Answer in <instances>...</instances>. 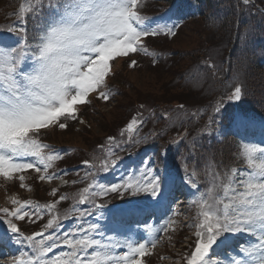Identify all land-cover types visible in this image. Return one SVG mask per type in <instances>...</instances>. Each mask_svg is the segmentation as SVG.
Listing matches in <instances>:
<instances>
[{
    "label": "snow or ice",
    "instance_id": "snow-or-ice-1",
    "mask_svg": "<svg viewBox=\"0 0 264 264\" xmlns=\"http://www.w3.org/2000/svg\"><path fill=\"white\" fill-rule=\"evenodd\" d=\"M251 2L242 0L245 6ZM143 6V0H30L20 5L17 24L6 30L17 37L15 46H0V177L18 179L20 187L29 191L24 175L28 170L36 173L39 181L60 179L69 183L63 180L67 170L50 172L63 155L40 137L51 128L67 129L68 121L77 120L80 106L90 104L92 95L105 101L114 95L108 78L114 75L113 62L117 58L140 52L149 55L145 44L148 37L176 35L174 28L178 25L152 27L142 15ZM30 19L38 21L32 35L27 26ZM137 63L133 59L128 66L136 67ZM241 97L242 87L236 85L227 99L240 101ZM222 105L220 100L213 106L214 115L201 134L210 135L212 124L225 121L237 134L255 129L257 121L247 111L239 106L229 111ZM143 123L133 118L126 125L130 143L140 142L131 134L138 133ZM260 128L264 135V121ZM108 141L110 146L115 144L114 137ZM195 148L193 137L190 155H194ZM113 156L115 152L110 150L104 159L94 156L82 162L90 169L82 179H92L73 197L75 202L63 215L57 205L69 199L67 194L46 204L12 197V207L0 208V225H6V233H11L6 235V242L30 249L12 257V264H147L160 242L156 233L175 232L181 226L176 217L183 213L173 211L172 204L180 209L184 202L175 199V180L167 168L144 164L118 183H100L94 173L115 168L119 157ZM238 156L244 168L221 172L209 161L204 171L208 186L203 191L198 162L190 168L189 158L182 159V180L194 190V199L189 203L196 209L191 223L183 225L192 230L189 251L181 256L183 264H264V147L244 143ZM57 192L53 188L50 195L55 197ZM125 193L132 197L143 193L151 200V207L171 211L161 228L149 227L150 239L141 242L126 237L121 241L107 236L98 223H88L87 228L81 224L62 236L55 231L45 235L72 216L77 220L97 213L103 216L105 198ZM87 204L92 208L79 207ZM45 215L50 218L43 229L29 235L17 223H34ZM241 235L248 239L234 244V238ZM167 238L172 239L171 235ZM61 246L66 250L54 253Z\"/></svg>",
    "mask_w": 264,
    "mask_h": 264
},
{
    "label": "rangeland",
    "instance_id": "rangeland-1",
    "mask_svg": "<svg viewBox=\"0 0 264 264\" xmlns=\"http://www.w3.org/2000/svg\"><path fill=\"white\" fill-rule=\"evenodd\" d=\"M0 4H2V2H0ZM143 4L144 6L141 9L142 15H144L146 18L148 17V20L150 21L152 27H156L157 25L161 27L165 25L169 27L178 25V27L174 28V31L176 32L175 36H165L161 34L159 36L151 37V40L150 38H148L145 42L146 46L148 44H151L149 45V47L147 46L149 50L153 48L157 49L159 51V54H161L160 52H170L168 60L166 61V58H162L159 61L151 60V56L145 55L140 59L134 58V60L138 61L136 67L126 66V64H123V62H120L119 60L115 61L113 63V72L115 71L114 75L108 78L110 88H112L114 85L118 86V89L114 90L116 92V94L114 95L115 99L113 101H111L112 99H110L108 100V102L103 99H99L100 103H95L93 100L92 103V98L90 97L91 103L89 105L92 106L88 107L87 109L86 107L82 109V114L85 116L84 118L88 120L87 126L77 123L76 120L68 121L69 126L67 129H59L58 127L51 128V131L46 132L45 134H43V136L41 135V141L47 139V141L43 143L54 145L53 149L55 148V146H58L55 150L59 151L63 155V159L55 162V166L52 168L53 170L66 168L62 167L63 163H69L71 161L74 162V167L71 166V170L79 171V173L85 175V173L90 171V169L82 162L85 160L91 161L90 158L92 157V155L90 151L98 136L104 135V132L108 129H111L113 131V127L122 124L121 122L123 121L124 123L122 125H127L128 122H130V120H132L133 118L143 120L144 123L140 126L138 133L131 134L134 139L139 140L140 142L131 143V145L138 146L144 142L154 141L155 135H153V131L158 126L156 112L160 109L158 105L162 102L164 104H170L169 106H167V108H173L172 122L173 127H175L177 123H186L189 119L188 116L179 109V103H184L185 101L186 105H188V108L190 109L189 116L192 117L193 120L189 123V132L193 131L196 137H200V135L207 136L209 134H201V130L205 127L203 123H206V125L209 123L210 114L207 107V102H211V100L208 99V95L212 91H214L210 96V98L214 100L217 97H221L223 95V87L232 90L236 86V83L238 82L237 80L233 81L230 79L225 81L221 79V76H219L217 79L211 77L210 80L209 77L205 74L207 73V69L210 67V65H215L217 63L220 53L223 52V49H221L220 45H224V42L216 43L218 40L214 39V26L210 25L207 22L203 23V21L201 20L192 21L187 19L178 20L170 18L168 13L166 16L167 8L159 10V6L154 2V0H143ZM2 8H6L5 2ZM4 19L6 20L4 21L6 22L4 24V27L8 28L9 26H11L10 19L13 25L17 24L19 13H16L14 16L13 14L6 15L4 18L2 17L1 21ZM6 33L7 34L4 33V35H6L7 38L12 39L14 45L17 37L12 33ZM11 44V42H8L7 45H0L10 46ZM131 55L133 54H130L129 56ZM131 60L133 59L129 60L128 65ZM157 62H160L162 64H155ZM150 63L155 64L154 66H152L153 69L149 68L150 66L148 65ZM181 99L184 101H180ZM137 103H140L141 105L150 109L151 112H149L148 114L147 112H138L139 109L135 107ZM153 110H155L156 112H154ZM134 113L135 115H133ZM152 115L153 118H151ZM124 117L126 119H124ZM260 122L261 120L258 121V124H260ZM220 127L221 124H218L216 132H221V130H218ZM229 130L233 131L231 128ZM255 133L256 135L254 137L252 135L240 140V150L242 144L249 142L258 144L260 147H264V142H262L264 141V135H262L261 128L260 130L258 129ZM127 135L130 134L127 133ZM186 141L190 143L189 140ZM196 146H200V143L197 140ZM75 150H78V153L75 157L71 158V156L75 154ZM106 157L107 156H101L99 158L104 159ZM200 158H204L205 162L207 163L210 161L208 157L205 156L204 152ZM237 161H240V164H242V167L238 166L237 168L245 167L239 156L237 157ZM144 164L145 163L141 161L140 165L135 166V171L138 172V170L141 169ZM146 164H149L151 166L149 162H146ZM115 169L116 168L110 169L107 173H105L107 177L102 180L103 184L108 185L111 183L120 182L121 178H115L117 175V173L114 172ZM228 169L230 168H224L223 171H226ZM32 174H34L32 170L27 171V174H25L26 181L27 179H33V181H36L35 177ZM111 177L114 178L115 181L114 179H111ZM63 180H66L64 176ZM40 182L41 184L43 182L46 185L55 186L62 184V181L60 179H54L51 182ZM88 183L89 182H86L84 187H86ZM67 185L64 187V190L67 187L72 188L71 181H69ZM40 187L42 186L40 185ZM8 189L10 190V188ZM41 189L42 190L38 188L36 190H28L26 191L27 194L25 193L27 196H25V194H23L21 191L9 194L7 190L0 188V208L10 206L9 202L11 201L12 197H20L21 200H23V196H25V199H31L32 197L30 196H36L39 199L41 198L40 200H42L46 204L58 199L60 196V191L57 192V195L55 197L50 195V192L53 188L45 190L42 187ZM65 191L67 192V195L71 194L69 190L66 189ZM75 193L74 196L77 195V193ZM142 194L143 193H141L139 196H141ZM128 197L129 195L127 193H125L123 196H120L119 194H110L105 198V200L107 204H109L118 201H126ZM142 201L146 202L145 198ZM185 206L187 207V210L189 212L190 204H184V208H181V212L183 213V215H180L176 218L177 220L181 218V226L178 227L175 232L156 233V235L160 237V242L154 249V251H158L157 254H159L157 256V264H160V262L162 264H176V261L178 260H180V264H182L181 256L189 251V247L186 248V243H188V241L190 242V239H188L189 237L183 239L182 237H180L181 228L184 227V224L189 223V221L186 222L189 217L187 213H185ZM83 207L92 208V205L87 204ZM125 207L129 209L131 207L130 210H134L135 208H137L132 202L127 203L125 206H123V204L118 205V211H116L115 209L112 210L109 206H106L101 210L103 212V216H100V214L97 213L93 216H86L84 220H77L76 218H73L75 216H72L70 221L66 219L62 220L61 227L59 229L48 230L45 235L55 231L62 236L65 232H71L81 224H83L84 228H87L88 223H98L107 236L114 237L123 241V239H125L126 237H131L133 240H135V237L140 234L141 237L137 241H143L151 238L148 232L149 227H151L152 229H158L163 226L164 221H157L155 224L149 222V225L143 224L144 228L142 226L140 228L134 226L133 229L129 228L123 223H114L112 219L117 220L121 208ZM183 209L185 210L183 211ZM60 214L63 215V213ZM49 218V216H47L46 218L43 217L42 224H38L37 221H35L34 223L30 221H19L18 224L37 228L35 230L41 231L44 224L47 222V219ZM2 229L6 231L7 226L0 225V233L1 231L5 232ZM134 233H136V235H134ZM172 233L175 234V237L173 236L171 240H168L167 237ZM185 233L186 231H184V234ZM189 233L191 235L192 231L188 232L186 236H188ZM4 235L5 236H2L3 238L6 237V235L11 236V233L5 232ZM241 236L244 237L243 235ZM237 237L239 238V236ZM245 239L247 240L248 238L245 237ZM172 240L182 242L176 243L175 246V244L171 242ZM236 240L246 241L243 238ZM61 250L66 249L61 246L60 248L54 249V253L58 254ZM52 254L53 253H50L49 255L51 256ZM12 256H19V254L14 253Z\"/></svg>",
    "mask_w": 264,
    "mask_h": 264
},
{
    "label": "trees",
    "instance_id": "trees-1",
    "mask_svg": "<svg viewBox=\"0 0 264 264\" xmlns=\"http://www.w3.org/2000/svg\"><path fill=\"white\" fill-rule=\"evenodd\" d=\"M255 1L264 7V0ZM188 9L202 19L211 16L214 10V39L218 40L216 43L224 42L230 47L224 64L228 66L230 75L238 73L243 79V97L238 102L239 106L263 113L264 12L252 4L243 5L242 0H194V7ZM149 68L153 69L152 66ZM232 149V143L226 140L212 141L211 144L215 158H229Z\"/></svg>",
    "mask_w": 264,
    "mask_h": 264
},
{
    "label": "bare ground",
    "instance_id": "bare-ground-1",
    "mask_svg": "<svg viewBox=\"0 0 264 264\" xmlns=\"http://www.w3.org/2000/svg\"><path fill=\"white\" fill-rule=\"evenodd\" d=\"M245 237H246V236H244V237H242V236H239V238L237 237L236 239L243 238L244 240H246V239H245ZM236 241H237V240H236ZM236 241H233V242H234V244H235V242H236Z\"/></svg>",
    "mask_w": 264,
    "mask_h": 264
}]
</instances>
